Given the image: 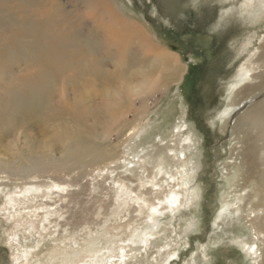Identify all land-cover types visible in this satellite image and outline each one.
<instances>
[{"label": "rangeland", "instance_id": "rangeland-1", "mask_svg": "<svg viewBox=\"0 0 264 264\" xmlns=\"http://www.w3.org/2000/svg\"><path fill=\"white\" fill-rule=\"evenodd\" d=\"M243 1L0 0V164L31 168L34 160H44L47 166H51L63 158L77 138L86 137L87 108L117 109L116 106H110L118 90L127 88L124 83H120L121 79L129 83L131 79L141 80V75L131 73L139 67L137 65L131 69L132 48L143 47L131 39L132 20L142 25L168 50L175 51L180 60L179 67H186L178 83L170 82L165 92H158L149 100L153 103L145 123L150 121L151 125L149 123L144 128L142 137L153 141L152 134L157 133L164 138L161 142L163 146L171 144L169 141L172 137L167 133L169 127L184 117L200 140L194 156L199 164L196 166L194 183L201 189L200 201L197 206L185 204L174 214L169 212L168 219L164 221L167 223V231L165 234L163 231L159 232L157 237L160 238L153 237L152 242L158 244L162 239H179L176 233L185 231L192 222L191 229L183 233L180 240L185 244L182 246L184 249H181L180 260L174 257L172 264H183L193 252L197 256L195 251L202 256L197 261L204 264L202 258L203 252L206 254L208 239L211 235L216 238L217 233L223 235V240L207 251L211 254L209 264H244L241 263L237 245L227 239L231 233H224L225 230L237 228L232 225L222 226L213 233L212 226L221 193L227 187V175L223 173L229 169L233 171L237 166L224 165L230 156L229 135L222 133L218 125L213 124L217 116L215 112L220 110L227 87L248 52L256 47H260L259 53L264 52V5L262 7L260 0H253L252 3ZM140 48L137 51L140 57L149 56L140 61L147 64L152 60L153 54L148 50L141 52ZM53 56L59 58L53 68L43 67L44 62ZM42 71L50 74L49 87L52 86V89L44 86L41 101L35 100L36 104L31 101V104L26 102L17 106L15 94H28L35 87L38 74ZM262 80L264 66L254 81L260 83ZM255 94L251 95V99L254 97L251 103L264 99V90L259 95ZM242 97L243 94L239 93L235 99L239 101ZM229 101L230 99L227 100ZM135 103L139 104V100ZM249 106V103L245 105L240 113ZM126 118L131 122L133 113L129 112ZM81 123L85 125L81 126ZM129 132L127 130L123 133ZM119 135L120 133L114 134L108 140V145L116 151L126 148L125 136ZM139 138L132 143L130 139V146L126 149L131 151ZM244 146H250L245 150L248 166L247 163L242 166L243 171L250 169L245 172V178L250 175L249 171L255 172V175L260 172L264 182V126L248 131ZM199 150L201 154L198 153ZM250 155L254 156L255 166L250 164ZM238 157L237 162L240 163V155ZM58 171L63 177L70 179L80 169ZM52 173L53 171L40 173L36 181H50L47 177ZM2 176L16 178L18 175L7 170L0 172V177ZM129 176L131 178L130 173ZM89 178L85 177L81 182L85 183ZM4 181L9 183L5 185L13 186L14 189L16 186H24L22 180L8 181L7 177ZM79 186L73 189L78 190ZM101 191L98 188L93 193H81L79 198L83 202L70 203L68 208L63 209L62 217L53 216L56 219L54 222H57L49 224V229L55 228V234L45 237L36 251L48 248L54 244L53 239L62 236L65 242L60 246L62 249L69 248L67 251H80L85 244V249L91 250L111 240L126 238L129 233L127 230L131 229L127 227L124 230L123 225L131 222V213L127 212L124 218L105 215L104 212L112 209L115 200H112L113 192L110 193L111 196L105 197ZM244 192L247 197L243 202L247 207L254 200L252 187L247 186ZM99 198L105 201H100ZM100 204L103 206L99 207ZM133 218H139L137 212L133 213ZM91 219L94 221L91 227L95 230L92 233H88L89 228H84L85 224H77L78 221ZM3 223L9 227L11 225L5 221ZM114 223L117 228L111 227ZM55 224H58L57 227ZM160 230L159 227L157 231ZM32 238L35 240V237L30 236L32 242L27 240V243L21 239L22 245L33 243ZM203 244L205 250L200 248ZM147 247L148 252L152 251L150 244ZM44 249L37 258L31 259L35 264H45L51 258ZM10 254L7 243L0 241V264H14L10 262ZM148 255L142 260L145 261Z\"/></svg>", "mask_w": 264, "mask_h": 264}, {"label": "bare ground", "instance_id": "bare-ground-1", "mask_svg": "<svg viewBox=\"0 0 264 264\" xmlns=\"http://www.w3.org/2000/svg\"><path fill=\"white\" fill-rule=\"evenodd\" d=\"M248 1L252 3L253 0H244L243 2L247 3ZM260 3H263V7L264 0H260ZM131 34V39L139 46H143L142 48L133 47L131 53L133 58L131 69L139 66L131 73L141 75V80L131 79V83H129L121 79L120 83H124L127 88L122 87L118 90L116 96H113L115 100L110 106H116L117 109L87 108L85 115L87 126L83 123L80 124L87 127L86 137L77 138L71 149L66 150L63 158L51 166H47L43 159H41L43 161L37 162L34 160L35 163L31 164V168L0 164V172L11 170L18 175L15 176L16 178L0 177V215L3 218H0V241L7 243L10 248V262L35 264L31 259L37 258L44 249L36 251L37 247L45 237L55 234L54 227L58 224H55L54 230L49 229V224L56 220L53 216L62 217L63 209L68 208L70 203L84 201L79 198L81 193L85 191L93 193L98 188L102 190L105 197L113 192L112 200L114 199L115 202L109 212L107 210L104 212L105 215L124 218L127 212L131 213V222L123 225L124 230L127 227L131 229L127 230L129 231L127 237L111 240L107 244L94 247L91 250H86L85 244L80 251H67L69 249L67 246V249H62L60 245L65 242V238L57 237L53 239L54 244L44 249L45 253L50 254L51 257L45 264H172V260H175L174 257L179 259L181 249H184L182 246H185L180 240L183 238V233H187L191 229V221L185 231L183 230L184 232L176 233L179 239L172 238L171 241L160 239L161 242L154 244L152 238H158L159 232L163 231L165 234L167 231V223L164 221L168 219L169 212L174 214L179 207L185 204L197 206L200 201L201 189L194 183L196 166H199L194 160L200 143L199 136L189 127L188 121L184 117L169 127L167 133L172 138L169 141L171 144L166 146L161 143L164 140L161 134L154 133L152 134L153 141H147L142 137V133L150 123V121L145 123V118L153 103H150L149 100L154 98L158 92H165L170 82L178 83L186 67L180 68V60L175 51L168 50L157 42L142 25H138L132 20ZM139 48L141 52L148 50L153 54L152 60H149L147 64L140 61L147 59L148 55L140 57L137 54ZM259 49L260 47H256V49L250 50L246 59L238 66L235 77L227 87L222 106L219 111L215 112L217 116L213 120V124H217L222 133L229 135L228 152L230 156L224 165H237L233 171L229 169L223 173V175H227V187L221 193L219 208L213 219V233L216 232V228L218 230L222 226H235L236 230H225L224 233H231L227 239L230 243L237 245L241 263L244 264H264V248H262L264 242V210L262 211L264 209V182L260 172L255 175V172L249 171L250 175L245 178V172L250 169L243 171L242 168L243 163H247L248 166V161H245V150L250 146L247 148L244 146L246 133L257 130L260 125L264 126V99L251 103L254 98L251 99V95L255 93L259 95L264 90V80L260 83L254 81L264 66V52L259 53ZM58 60L59 58L56 56L50 57L44 62L43 67L53 68ZM36 82L35 87L28 94L21 92L15 94L14 99L17 106H20V103L31 104V101H34L36 104V101H41L44 86L45 88L49 87L51 76L42 71L41 74H38ZM49 89L51 90L52 86ZM105 91L108 93L107 89ZM239 93H242L243 97L238 101L235 98ZM137 99L139 104L135 103ZM228 99H230L229 102H227ZM248 103L250 106L240 113V110ZM129 112L134 116L131 122L126 118ZM77 121L79 122V118ZM127 130L130 131L127 133L128 135L123 133ZM118 133L120 135L123 133L122 137L125 136L124 146L126 148L130 146V139L132 143L137 138H141L134 147H131V151L126 148L116 151L108 145V140L112 135H118ZM198 153L201 154V150ZM238 155H240V163L237 162ZM249 159L251 166H255L254 156L250 155ZM222 163L223 161L220 164ZM24 166L26 165L24 164ZM58 169H80V172L76 176L66 179ZM48 171H53L52 175L47 177L50 181H36L40 177V173ZM7 177L8 181H24V186H16L14 189L13 186L5 185L9 184L4 181ZM85 177L90 178L85 183L81 182ZM241 181L242 183H240ZM77 186L80 189L74 190L73 188ZM238 186L241 188L238 189ZM247 186L252 187L254 200L245 207L243 201L247 197L244 192ZM99 200L105 201L101 198ZM101 206L103 205L100 204L99 207ZM135 212L138 213V219L133 218ZM3 221L11 224L10 227L6 226ZM93 222L91 219L90 221H78L77 224H85L84 228H89L88 233H92L95 231L91 227ZM111 225L112 228H117L115 223ZM161 225L164 227L162 228ZM159 227L161 230L157 231ZM30 236L35 237V240L32 238L33 243L22 245V240H26L25 243H27ZM222 236L217 233L216 238L211 235L208 239L206 254L203 252L204 258H202L204 264H209L211 257L207 251L222 241ZM70 241L72 242V239ZM147 244H150L152 251H147ZM204 245L200 247L203 250H205ZM195 252L197 256L191 252L192 255L183 264H201L197 258L202 256L197 251ZM146 255L148 258L143 261L142 258H145Z\"/></svg>", "mask_w": 264, "mask_h": 264}]
</instances>
